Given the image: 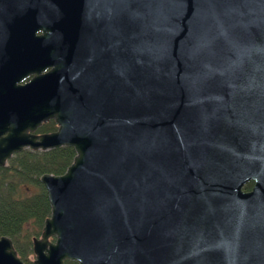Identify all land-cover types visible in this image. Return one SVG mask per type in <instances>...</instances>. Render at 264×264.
I'll list each match as a JSON object with an SVG mask.
<instances>
[{"label": "water", "instance_id": "obj_1", "mask_svg": "<svg viewBox=\"0 0 264 264\" xmlns=\"http://www.w3.org/2000/svg\"><path fill=\"white\" fill-rule=\"evenodd\" d=\"M61 147L33 264H264V0H0V168Z\"/></svg>", "mask_w": 264, "mask_h": 264}, {"label": "trees", "instance_id": "obj_2", "mask_svg": "<svg viewBox=\"0 0 264 264\" xmlns=\"http://www.w3.org/2000/svg\"><path fill=\"white\" fill-rule=\"evenodd\" d=\"M55 130L53 121L42 127L43 132ZM74 156L71 147L45 152L24 150L0 168V237L12 240L26 264H33L28 259L32 255L31 239L40 235L45 219L50 216L47 194L39 179L44 174H63ZM251 186L252 183L246 184L244 190H250Z\"/></svg>", "mask_w": 264, "mask_h": 264}, {"label": "flooded vegetation", "instance_id": "obj_3", "mask_svg": "<svg viewBox=\"0 0 264 264\" xmlns=\"http://www.w3.org/2000/svg\"><path fill=\"white\" fill-rule=\"evenodd\" d=\"M40 33H37V35H39ZM29 81V79H27L26 81H24L23 82V84L24 83H26V82H28ZM47 124V123H46ZM45 124H43L39 129H37L36 131H35V135H43V134H48V133H51V132H43L42 131V127L44 126ZM54 132V131H53ZM25 150H30V149H25ZM30 151H32V150H30ZM33 152H35V151H33ZM42 152V151H41ZM249 183H252V182H249ZM252 186H253V183H252ZM252 186H251V188H252ZM250 188V189H251ZM249 191V190H248Z\"/></svg>", "mask_w": 264, "mask_h": 264}, {"label": "rangeland", "instance_id": "obj_4", "mask_svg": "<svg viewBox=\"0 0 264 264\" xmlns=\"http://www.w3.org/2000/svg\"><path fill=\"white\" fill-rule=\"evenodd\" d=\"M243 189H244V188H243ZM244 191H248V190H244ZM31 251H32V249H31ZM28 259H29L30 262H33V260H34V255H33V253H32V255H30V256L28 257Z\"/></svg>", "mask_w": 264, "mask_h": 264}]
</instances>
